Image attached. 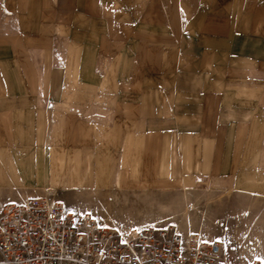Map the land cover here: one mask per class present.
<instances>
[{
	"label": "crops",
	"instance_id": "0c3cea01",
	"mask_svg": "<svg viewBox=\"0 0 264 264\" xmlns=\"http://www.w3.org/2000/svg\"><path fill=\"white\" fill-rule=\"evenodd\" d=\"M8 10V33H0V210L49 197L72 213H91L66 189L88 195L107 191L113 178L127 182L123 168H99L117 148L121 163L127 160L126 123L145 118L139 110L97 122L96 89L137 90L145 81L158 87L161 75L192 69L235 75L240 39L255 45L245 69L264 78V0H15ZM100 57L109 59L106 69H99ZM130 57L140 65L129 67ZM137 97L130 103L136 109ZM197 97L193 130L182 142L184 169L213 181L235 179L258 131L243 115L247 100L235 82Z\"/></svg>",
	"mask_w": 264,
	"mask_h": 264
},
{
	"label": "rangeland",
	"instance_id": "374dc122",
	"mask_svg": "<svg viewBox=\"0 0 264 264\" xmlns=\"http://www.w3.org/2000/svg\"><path fill=\"white\" fill-rule=\"evenodd\" d=\"M14 1L0 0V33H8L6 17ZM97 46L102 48L101 43ZM254 46L238 41L235 66L240 69H235V75L232 69H192L186 76L161 75L158 87H149L145 81L137 90L96 89L97 122L143 112V122L126 123L127 160L121 163L117 148L106 169L99 168L104 173L107 169L118 173L123 168L127 182L115 185L113 178L107 191L85 195L68 188L65 194L79 197L87 212L116 228H171L183 237L197 236L220 244L231 264H264V78L245 69ZM97 60L99 69L107 68L109 59ZM114 63L115 69L119 60ZM140 63L141 59H128L129 67ZM232 82L235 92L239 90L240 97L247 100L243 115L258 130L247 143L241 173L220 181L206 179L199 172L194 175L192 171L190 176L191 170L184 169L182 142L193 130L197 96L205 89H230ZM137 95L138 110L130 105ZM135 128L137 137L131 132ZM112 141L119 139L113 137ZM247 181L252 183L248 187ZM60 195L61 190H56V197Z\"/></svg>",
	"mask_w": 264,
	"mask_h": 264
},
{
	"label": "built area",
	"instance_id": "2783aa9c",
	"mask_svg": "<svg viewBox=\"0 0 264 264\" xmlns=\"http://www.w3.org/2000/svg\"><path fill=\"white\" fill-rule=\"evenodd\" d=\"M0 264H231L220 244L164 227L116 228L45 197L0 210Z\"/></svg>",
	"mask_w": 264,
	"mask_h": 264
}]
</instances>
